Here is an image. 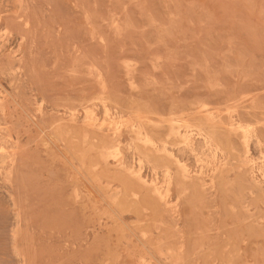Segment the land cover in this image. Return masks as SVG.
Here are the masks:
<instances>
[{
    "label": "rangeland",
    "instance_id": "rangeland-1",
    "mask_svg": "<svg viewBox=\"0 0 264 264\" xmlns=\"http://www.w3.org/2000/svg\"><path fill=\"white\" fill-rule=\"evenodd\" d=\"M0 264H264V0H0Z\"/></svg>",
    "mask_w": 264,
    "mask_h": 264
},
{
    "label": "bare ground",
    "instance_id": "bare-ground-1",
    "mask_svg": "<svg viewBox=\"0 0 264 264\" xmlns=\"http://www.w3.org/2000/svg\"><path fill=\"white\" fill-rule=\"evenodd\" d=\"M122 161H123V160H122ZM140 174H141V173H140ZM138 175H139V174H138ZM153 188H154L155 191H158V192H159V189H158L157 186H154ZM155 191H154V192H155ZM160 193H161V192H160Z\"/></svg>",
    "mask_w": 264,
    "mask_h": 264
}]
</instances>
